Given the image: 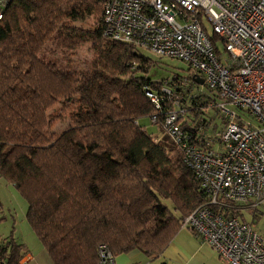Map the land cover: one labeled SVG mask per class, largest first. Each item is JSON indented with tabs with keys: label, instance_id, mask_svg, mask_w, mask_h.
I'll return each instance as SVG.
<instances>
[{
	"label": "trees",
	"instance_id": "obj_1",
	"mask_svg": "<svg viewBox=\"0 0 264 264\" xmlns=\"http://www.w3.org/2000/svg\"><path fill=\"white\" fill-rule=\"evenodd\" d=\"M104 1L0 0V177L26 200V220L52 264H97L100 243L114 255L155 256L206 201L181 152L166 137L155 141L140 119L163 123L173 102L164 95L155 108L144 87L161 95L166 85L182 129L206 138L215 94L194 92L185 72L152 80L155 59L104 34ZM85 44L88 69L50 57H72ZM62 113L68 124L57 131ZM24 253L12 236L0 239L6 264Z\"/></svg>",
	"mask_w": 264,
	"mask_h": 264
},
{
	"label": "built area",
	"instance_id": "obj_2",
	"mask_svg": "<svg viewBox=\"0 0 264 264\" xmlns=\"http://www.w3.org/2000/svg\"><path fill=\"white\" fill-rule=\"evenodd\" d=\"M103 21L106 36L186 63L191 82L215 94L209 106L221 116L218 130L197 139L179 125L181 109L168 86L161 95L144 87L155 108L164 95L173 102L160 132L206 194L181 227L227 264H264V237L243 217L264 200V0H105ZM150 120L156 123V115ZM226 208L237 214L224 215ZM97 256V264H115L104 243Z\"/></svg>",
	"mask_w": 264,
	"mask_h": 264
},
{
	"label": "crops",
	"instance_id": "obj_3",
	"mask_svg": "<svg viewBox=\"0 0 264 264\" xmlns=\"http://www.w3.org/2000/svg\"><path fill=\"white\" fill-rule=\"evenodd\" d=\"M156 135L157 134L154 135L155 141L158 140ZM10 198L13 199L15 204L18 205H20V202L25 200L14 189L12 184L7 183L0 177V211L3 210L4 205H7L8 199ZM259 205H264V200L258 202L252 209L249 208L247 212L254 211V214L252 215V219H249L251 214L247 213L245 215L246 220L248 219V221L254 222V219L258 217H256V213L258 212L259 214V211L257 210ZM7 209L10 211L9 206H7ZM32 232L34 231L32 230ZM3 235L5 234L0 233V239H4L8 236ZM9 236L12 235L9 234ZM12 237L17 243L23 245L25 252L24 255L19 257L14 264L18 262H24L25 264H52L47 251L40 241L39 245V243L36 241H30L24 236H21V238H16L14 236ZM44 252L47 255H45ZM114 261L115 264H227L226 261L220 257L207 242L202 241L194 232L187 228L181 227V225L174 232L172 238L159 254L148 257L138 249H131L129 251L114 255ZM0 262H2V264H6L4 259H0Z\"/></svg>",
	"mask_w": 264,
	"mask_h": 264
},
{
	"label": "rangeland",
	"instance_id": "obj_4",
	"mask_svg": "<svg viewBox=\"0 0 264 264\" xmlns=\"http://www.w3.org/2000/svg\"><path fill=\"white\" fill-rule=\"evenodd\" d=\"M209 33L212 34V30L209 29ZM88 45L85 44L83 46H80L78 48L77 52L75 55L72 57H66L63 56L60 53L53 52L50 54V57H54L57 60L58 66L68 69H88L90 68V51L88 50ZM148 55L152 57V59H155L156 65L151 66L150 70L148 72V76L152 80H159L163 79L164 77H167L170 75L171 71H176L181 74H183L186 71V63L177 60V59H172L168 57H158L153 53L146 52ZM191 82V79H187ZM185 84H188V83ZM198 83V81H197ZM190 85V84H189ZM191 86L193 88L194 92H201L202 90L205 89V87H202L201 89H198L196 85H194L193 82H191ZM187 104V102H185ZM214 107L206 108V111L210 113L211 116L216 113V110L214 111ZM239 111V110H238ZM240 113H244L243 111H239ZM210 120V118H209ZM221 116L219 114L215 115L214 117H211V123H210V131L207 133V137H210L214 135L215 131L218 130V125L220 123ZM141 125L150 133L152 134H157L156 138H158L157 141H163L166 142L167 140L164 139L165 136H163L160 132V125L156 123H150L148 118H141ZM68 124V117L65 115V113H62L61 118L57 119L54 123L53 128L57 131H60L63 129L66 125ZM160 138V139H159ZM168 144L170 142L168 141ZM168 203V202H167ZM22 205V209H21ZM7 206H9L10 211L7 209ZM26 201L23 200L20 202V205L15 204L13 199H8L7 205H4V208L2 211H0V233H3L6 236L11 234L12 236L16 238H21V236H24L28 238L30 241H36L39 243L38 238L32 232V230L29 227L28 221L25 218V211H26ZM258 212L256 213V219H254V226L256 231L264 237V205H259L257 207ZM247 213H250L251 216L249 219H252V215L254 214V211L251 212H244V218ZM246 219V218H245ZM248 220V219H247ZM29 237H28V235ZM2 236V235H1ZM40 245V243H39ZM45 255H47L44 252ZM48 257V256H47Z\"/></svg>",
	"mask_w": 264,
	"mask_h": 264
},
{
	"label": "water",
	"instance_id": "obj_5",
	"mask_svg": "<svg viewBox=\"0 0 264 264\" xmlns=\"http://www.w3.org/2000/svg\"><path fill=\"white\" fill-rule=\"evenodd\" d=\"M197 81H198V83H202V79H198Z\"/></svg>",
	"mask_w": 264,
	"mask_h": 264
}]
</instances>
